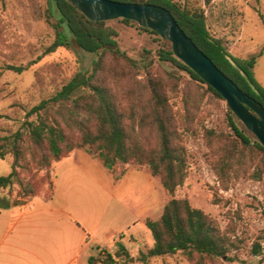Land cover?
<instances>
[{"label":"trees","instance_id":"trees-1","mask_svg":"<svg viewBox=\"0 0 264 264\" xmlns=\"http://www.w3.org/2000/svg\"><path fill=\"white\" fill-rule=\"evenodd\" d=\"M117 1L152 3L168 8L218 68L264 106V88L253 77L254 66L262 52L248 58L231 55L224 42L210 34L202 8L179 0ZM49 2L48 19L56 34L53 46L67 47L74 40L85 51L97 53L99 58L89 75L74 77L58 93L33 106L27 115L35 114L36 119L26 121L23 129L0 134V157H13L10 173L0 175V190L16 191L20 198L51 200L55 194V163L76 149H84L115 178L124 175L128 166L147 167L170 195L161 215L145 220L153 238L152 246L140 250L134 258L125 244L117 241L115 253L107 252L105 257H98L101 264H128L134 259L140 264H152V259L177 253L189 258L214 259L231 251L228 235L215 219L194 207L188 198L176 197L178 188L189 176L191 154L185 135L192 131L198 115L199 94L201 96L203 92L194 86L186 91L185 110L177 114L171 104V92L177 89L180 79L175 71L165 70L167 80L152 75L147 65L148 73L138 78L140 65L119 48L118 32L109 24L110 20H89L67 0ZM141 29L155 35L162 43L161 60L170 63L173 70L184 71L204 89V93L226 101L220 92L174 54L167 39L152 29ZM10 68L24 70L15 66ZM226 115L228 134L214 128L205 130L210 164L224 183L231 175L251 165L256 166L257 179H262L264 146L236 117L228 103ZM34 169L44 173L38 176L33 173ZM24 172L32 174L26 176ZM214 201L218 202V198ZM98 249L101 255L104 249ZM252 249L259 255L264 248L260 242H255Z\"/></svg>","mask_w":264,"mask_h":264},{"label":"rangeland","instance_id":"rangeland-1","mask_svg":"<svg viewBox=\"0 0 264 264\" xmlns=\"http://www.w3.org/2000/svg\"><path fill=\"white\" fill-rule=\"evenodd\" d=\"M179 1L205 11L210 34L221 39L234 57L248 58L262 52L253 77L264 88V0ZM50 7L49 0H0V114L3 115L0 134L23 129L26 121L36 119L35 114L27 115L33 106L58 93L74 77L89 75L99 58L97 53L85 51L74 40L67 47L53 46L56 34L48 19ZM109 24L118 32L119 48L140 65L138 78L148 73L147 65L152 75L169 80L165 70H172L180 77L177 89L171 92V104L177 114L185 110L186 91L194 86L203 92L199 94L198 115L192 131L185 135L191 154L189 176L178 188L176 197L188 198L194 207L215 219L226 231L232 247L214 259L189 258L177 253L152 259V264H264V249L259 255L252 249L255 242L264 248V175L257 179L256 166L251 165L224 183L209 162L210 147L205 130L230 132L227 102L204 93L184 71L173 70L170 63L161 60L162 43L137 23L114 19ZM10 66L24 70L17 71ZM12 161L11 155L3 158L1 174L10 171ZM36 173L39 176L44 171ZM53 175L54 199L30 198L26 207L38 216L37 229L28 236L27 246L33 248L36 243L39 257L48 259L47 264H101L98 257L117 250L111 230L122 223L128 208L134 209L140 200H148L150 208L145 215L157 218L170 199L158 178H153L154 185H150L149 191L145 186L143 194L138 192L139 199H136L129 197L120 185L106 186L93 169L75 160L56 166ZM215 197L218 202L214 201ZM129 232L135 235L126 240L125 246L136 258L140 250L152 246L153 238L142 222L133 224ZM102 244L113 248H104L99 255L98 247ZM128 264L140 263L134 259Z\"/></svg>","mask_w":264,"mask_h":264},{"label":"water","instance_id":"water-1","mask_svg":"<svg viewBox=\"0 0 264 264\" xmlns=\"http://www.w3.org/2000/svg\"><path fill=\"white\" fill-rule=\"evenodd\" d=\"M89 20L105 21L126 18L141 27L157 32L167 39L174 54L214 87L227 101L231 111L264 146V106L244 92L194 42L180 26L172 12L152 3L121 2L117 0H67Z\"/></svg>","mask_w":264,"mask_h":264},{"label":"crops","instance_id":"crops-1","mask_svg":"<svg viewBox=\"0 0 264 264\" xmlns=\"http://www.w3.org/2000/svg\"><path fill=\"white\" fill-rule=\"evenodd\" d=\"M74 160L82 166L93 169L98 174L99 179L106 182V186L110 183H113L115 187L120 185L128 193L129 197H135L136 199H139L137 193L142 192L143 194L145 186L147 191H149L150 185H154L153 178H157L151 175L147 167L133 165L128 166L126 172L120 178H115V175L103 166L97 158L93 157L84 149L74 150L70 156L56 162L54 168ZM1 161H3V158L0 157V164L2 163ZM10 171H7L8 173L6 174L0 173V175H7ZM53 185L55 188L54 177ZM29 199L30 197L24 200L17 197L16 191L8 192L7 190H0V264L48 263V259L39 257V253L36 250V243L33 248L27 246L29 242L28 236L35 233L38 226V216L33 214L32 209L28 210L26 208ZM139 202L140 204H137L134 209L128 208V212L126 210L127 213L122 223L111 230V236L114 238V246H116L117 241L125 244L127 239H132V236L135 234L129 232L131 226L137 222L145 224L146 218L149 217L145 215L150 208L149 201L144 202L140 200ZM110 247L113 248L112 245H99V248L103 249ZM36 259L40 260V263L36 262Z\"/></svg>","mask_w":264,"mask_h":264}]
</instances>
